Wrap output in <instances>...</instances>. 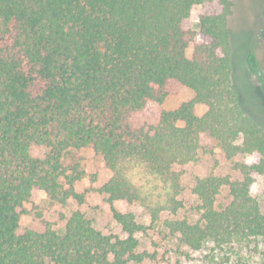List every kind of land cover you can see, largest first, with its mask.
<instances>
[{
	"label": "trees",
	"instance_id": "1",
	"mask_svg": "<svg viewBox=\"0 0 264 264\" xmlns=\"http://www.w3.org/2000/svg\"><path fill=\"white\" fill-rule=\"evenodd\" d=\"M205 2L219 6L198 18L210 40L194 43L188 57L196 30L186 21ZM256 4L264 16V0ZM232 7L233 0H0V264H144L153 256L138 250L135 233L156 225L193 250L261 244L264 259V213L250 191L264 176V132L239 105ZM245 63L244 78L252 73L264 90L253 51ZM170 82L193 97L162 109L155 125H134L136 112L164 101ZM196 104L206 111L197 115ZM204 136L232 171L196 178L198 217L190 219L180 214L181 167L197 162ZM88 146L110 171L99 188L106 201L136 204L150 223L113 209L127 233L120 238L75 210L62 233L49 225L19 232L24 203L37 191L59 204L82 200L74 185L84 172L63 157ZM243 155L255 160L237 159ZM223 190L229 202L219 207Z\"/></svg>",
	"mask_w": 264,
	"mask_h": 264
},
{
	"label": "rangeland",
	"instance_id": "2",
	"mask_svg": "<svg viewBox=\"0 0 264 264\" xmlns=\"http://www.w3.org/2000/svg\"><path fill=\"white\" fill-rule=\"evenodd\" d=\"M216 2L202 3L193 6L186 25L196 30L194 41L186 50L191 56L194 43L208 42L209 37L200 33L197 23L203 13L218 11ZM264 16L256 4V0H233L232 13L228 18V26L233 32V55L235 63V80L239 86L238 97L241 109L250 115L264 132V90L252 73H246L245 54L253 51L259 66L264 71ZM252 98H248V94ZM193 97V91L178 82H170L168 94L160 104L150 103L144 111L133 115L134 125H155L162 109L176 108L183 101ZM206 111V106L196 104V114L201 115ZM203 149L200 150L198 160L181 167L182 191L180 198L183 202L181 215L190 219L198 217L197 206L199 200L192 193V187L197 177L213 172L217 175L231 173V161L226 159L215 143L204 136L202 138ZM241 161L251 162L254 156H239ZM65 165L78 163L84 172V177L74 185L75 191L83 195L82 200L69 198L65 204H59L50 200L44 191H37L30 200L24 203V213L20 217L19 232L25 228H33L43 231L47 225L58 233L64 231L66 218L75 210H79L89 218L96 229L106 235L124 238L127 233L113 218V209L119 212H132L138 221L150 223L148 213L136 204H129L123 200L112 203L106 201L99 188L110 177V171L104 165L102 158L95 154L92 147L70 149L63 157ZM264 176L258 175L251 186V194L259 203L264 213ZM229 202L226 190L218 197L217 204L225 205ZM220 207V206H219ZM139 251H146L153 257L146 259L144 264H259L262 260L261 244L257 247L250 245L233 244L221 250L212 251L208 244L199 250H193L179 242L178 237L172 236L161 226H153L146 232H137ZM214 259H211V258ZM131 264V263H128Z\"/></svg>",
	"mask_w": 264,
	"mask_h": 264
},
{
	"label": "crops",
	"instance_id": "3",
	"mask_svg": "<svg viewBox=\"0 0 264 264\" xmlns=\"http://www.w3.org/2000/svg\"><path fill=\"white\" fill-rule=\"evenodd\" d=\"M175 108V107H174ZM174 108H172V109H174ZM169 110V109H168ZM195 110H196V105H195Z\"/></svg>",
	"mask_w": 264,
	"mask_h": 264
}]
</instances>
